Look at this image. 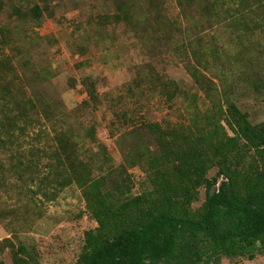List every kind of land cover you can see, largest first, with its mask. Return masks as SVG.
<instances>
[{
    "label": "rangeland",
    "instance_id": "obj_1",
    "mask_svg": "<svg viewBox=\"0 0 264 264\" xmlns=\"http://www.w3.org/2000/svg\"><path fill=\"white\" fill-rule=\"evenodd\" d=\"M116 1L0 0V63L7 64L6 68L0 64V110L6 103L3 97L8 89L7 95L16 93L25 99H39L38 108L48 106L52 112L62 113L65 123L70 129L75 128V132H78L76 123L82 130L94 126L92 144L84 138L88 158L83 152L78 157L85 162L96 161L104 150L110 159L111 171L103 168V176L110 182L102 189L113 193V199L107 197V205L106 198L93 202L104 221L110 214L126 226L150 220L158 209L165 208L160 206L164 203L162 190L174 196V205H168L169 210L182 216L197 215L205 202V179L212 178L216 168L212 167L214 161L204 156L198 163L199 168L192 172L193 162L201 157L203 148L195 150L196 137L180 127L190 124L191 110L195 109L199 116L212 100L224 105L222 86L223 90H231L229 100L248 115L251 125L264 124L263 95L248 87L249 77L250 81L259 79L258 84L264 85V28L250 36L233 18L225 16L239 5L238 1L229 7L225 0H218L220 10L217 12L221 14L213 21L205 14L200 15L198 9H186L179 0L125 1L144 15L139 18L145 21L153 23L155 15L160 14L165 21L174 23V31L168 30L174 35V42H169L154 35L151 23L146 31L140 32L124 23L115 27L111 17L102 23L104 16L115 12ZM35 7L39 12L37 21ZM194 31L203 36L210 48L222 43L230 48L222 54L226 63L218 62L223 66L212 69L215 74L206 73L191 54L185 56L188 50L183 45L189 42V34ZM148 34L158 41L148 40ZM150 48L153 56H149ZM201 59L210 69L213 64L205 62L206 57ZM189 66L205 72L213 94L206 96L199 89L187 71ZM138 70L144 81L151 72L162 76L164 90L155 95L144 83L139 86L141 89L136 88L132 81ZM173 84L178 92L184 93L182 97L174 98L167 91L173 90L174 87H167ZM86 101L89 106L78 110ZM114 112H123L127 120H116ZM3 115L0 114V118ZM145 122L169 127V147L164 146L159 152L157 147H152L148 149L151 155L147 162L127 166L121 144L127 146L128 151L142 149L138 146L145 138L139 133L127 134L130 138H124V133L137 123ZM174 128L177 129L174 131ZM51 132L52 126L47 122H41L40 127L36 123L29 124L23 134L18 127L10 130L14 137L21 136V154L26 156L30 151L32 155L25 162L37 160L43 171H47L44 165L48 155L39 156L36 147L31 145L36 143L37 137L41 141L49 140ZM0 137L8 138L4 133H0ZM146 138L151 144L150 138ZM0 149L2 159L6 152L1 146ZM241 159V173L264 202V152L245 147L239 155ZM150 164L162 171L156 180L148 172ZM174 167H179L180 174L176 171L171 174ZM54 170L58 181L65 182V172L57 166ZM29 173L21 172L19 193L16 189L9 193L0 191V203L15 211L13 217L0 220V262L12 264L10 244L4 243L5 239H10L15 249L22 243L40 264H81L88 252L110 238V226L100 227L75 183L59 186L30 182ZM98 175L95 170L92 179ZM4 177L10 183L15 175ZM115 203H129L133 208L127 215L119 216L113 209ZM220 264H264V251L254 253L253 260L222 258Z\"/></svg>",
    "mask_w": 264,
    "mask_h": 264
},
{
    "label": "trees",
    "instance_id": "obj_2",
    "mask_svg": "<svg viewBox=\"0 0 264 264\" xmlns=\"http://www.w3.org/2000/svg\"><path fill=\"white\" fill-rule=\"evenodd\" d=\"M125 1L130 0L123 2L117 0L116 4L114 3L115 12L111 16H104L102 23L111 17V23L115 27L124 23L138 32L146 31L151 23L154 27L152 30L154 35L174 42V35L172 32H168V30L174 31V23L165 21L160 14L155 15L153 23L145 21V18H139V15H144L140 14L133 5H126ZM179 1L184 4L186 9L191 7L198 9L201 12L200 15L209 16L211 21L221 14L217 12L220 10L218 0ZM236 1L239 2V5L232 10L230 15L225 13V16L233 18L242 31L250 36L262 32L264 4L256 3V1L264 2V0H225V3L232 7ZM132 8L134 10L131 11ZM34 11L37 21L39 19L38 8L35 7ZM175 29L177 30V28ZM199 34L196 31L189 34V42L183 45L187 46L188 50L185 56L191 54V57L196 59V62L206 73L215 74L212 69L226 63L222 54L230 48H226L223 43L218 44L219 46L216 48H210L203 36ZM154 35L148 34L146 38L148 40L155 38L157 42ZM148 50L151 51V53L148 51L149 56H153L152 48ZM203 57L207 58L205 62L210 61L213 64L210 65V69L202 61ZM218 62H223V64ZM0 64L6 68L7 64ZM187 71L206 96L208 93H214L209 87L210 81L205 76V72L191 66L187 67ZM255 76L257 75L255 74ZM250 80L251 77H249L250 85L248 87L261 92L264 100V85L258 84L259 79H256L258 81ZM132 83L138 89H141L139 86L144 83L147 90L155 95L165 87L162 76L151 72L147 81H144L141 70H138ZM171 86L174 87L173 90L167 91L171 93L172 97L180 98L184 95V93L178 92L176 85H167L169 88H172ZM18 93L21 94L20 91ZM7 94L8 89L3 97L6 103L0 110V114H5L0 118V133H4L8 137L6 140L0 137V146L6 152V157L0 158V191L9 193L16 189L19 193L22 171L28 173L31 171L27 176L30 182L37 181L40 184L48 182L59 186L75 183L82 190L86 204L100 227L105 225L111 228L110 238L102 241L88 252L81 264H220L222 258L247 257L249 260H253L254 253L264 251V202L259 199L255 190H251L246 177L239 169L243 165V160H239V155L245 147L264 152V124L251 125L249 123L248 115L229 100L231 90H223L222 86L221 97L224 99V105L219 100H212L209 108L200 112L199 116L193 109L191 110L193 117L188 127H180L186 133L196 137L193 142L195 150L203 148L201 157L193 162L192 172L199 168L198 163L204 159V156L208 160L214 161L212 167L216 168L214 176L205 179L206 196L202 211L197 215L182 216L169 210L168 205H174V196L162 190L161 197L164 203L160 206H165V208L158 209L148 221H138L127 226L119 222L114 214L108 215L107 220L104 221L93 206V202L98 201L99 198H106L105 205L111 198L113 199V193L102 189L105 188L107 181L110 182L103 176V168L111 171L110 159L106 157L105 151H100L96 161L85 162L78 157V154L83 152V156L88 158L84 138L92 144L95 133L94 126L90 125L82 130V127H78V123H76L75 127L78 132H75V128L70 129V126L65 123L62 113L52 112L48 106L38 108L36 101L40 102L39 99H25V96H18L16 93ZM23 95L25 94L23 93ZM88 106L89 102H83L79 105L78 110H85ZM114 117L122 122L127 120V116L123 112L120 114L114 112ZM41 122H47L52 126L51 138L41 141L42 139L37 137L36 143L31 146L36 147L39 156L41 154L48 155V161L44 165L47 171L40 169L37 160L31 159L26 163L25 160L28 161L32 156L30 151L26 156L22 155L19 149L21 136L14 137L10 134L12 128L18 127L23 134L24 128L29 127V124L36 123L40 127ZM175 129L177 128H174V131ZM168 130L169 127L149 122L137 123L131 130H127L124 133L126 134L124 138H130L128 135L134 133L138 135L139 133L145 139L141 146H138L142 149L128 151L127 146L121 144L120 148L125 164L127 166L143 165L151 155L148 149L157 147L159 152L164 150V146L169 147L167 141L171 139V135ZM79 132H82V135ZM146 137L150 138L151 144ZM55 166L65 172L66 178L63 180L65 182L58 181V175L54 173ZM178 168L174 167L171 174H174L175 171L180 174ZM95 170H98L99 175L92 179ZM148 172L152 173L155 180L162 173L161 169L153 167L151 164ZM6 174H14L13 181L9 183L5 180L4 175ZM157 193L159 192L157 191ZM132 208L129 203L121 205L115 203L113 207L119 216L127 215ZM14 212L5 207L4 203H0V220H4L5 217H13ZM4 243L10 244L12 264H40L22 243H19L16 249L10 239H5ZM0 264L4 263L0 262Z\"/></svg>",
    "mask_w": 264,
    "mask_h": 264
}]
</instances>
